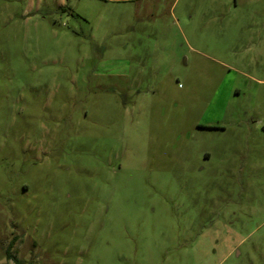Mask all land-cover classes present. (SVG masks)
Listing matches in <instances>:
<instances>
[{
	"label": "rangeland",
	"instance_id": "1",
	"mask_svg": "<svg viewBox=\"0 0 264 264\" xmlns=\"http://www.w3.org/2000/svg\"><path fill=\"white\" fill-rule=\"evenodd\" d=\"M8 252L264 264V0H0Z\"/></svg>",
	"mask_w": 264,
	"mask_h": 264
},
{
	"label": "trees",
	"instance_id": "2",
	"mask_svg": "<svg viewBox=\"0 0 264 264\" xmlns=\"http://www.w3.org/2000/svg\"><path fill=\"white\" fill-rule=\"evenodd\" d=\"M7 256L8 258L13 259L16 264H27V262H24L23 260H18L16 257L12 256L9 252L7 253Z\"/></svg>",
	"mask_w": 264,
	"mask_h": 264
}]
</instances>
